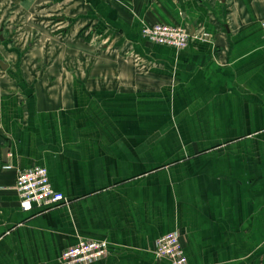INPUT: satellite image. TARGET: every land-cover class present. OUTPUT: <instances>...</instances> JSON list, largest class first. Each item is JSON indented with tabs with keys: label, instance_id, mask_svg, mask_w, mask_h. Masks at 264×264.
Wrapping results in <instances>:
<instances>
[{
	"label": "crops",
	"instance_id": "1",
	"mask_svg": "<svg viewBox=\"0 0 264 264\" xmlns=\"http://www.w3.org/2000/svg\"><path fill=\"white\" fill-rule=\"evenodd\" d=\"M37 1L64 26L0 55V264L81 240L108 243L90 264H171L172 231L188 264H264V0ZM156 23L188 46L148 41ZM35 166L66 200L24 211Z\"/></svg>",
	"mask_w": 264,
	"mask_h": 264
},
{
	"label": "built area",
	"instance_id": "2",
	"mask_svg": "<svg viewBox=\"0 0 264 264\" xmlns=\"http://www.w3.org/2000/svg\"><path fill=\"white\" fill-rule=\"evenodd\" d=\"M264 31V20L262 21ZM142 35L150 42L184 49L191 35L186 27L166 23L145 24ZM16 189L20 197L22 210L31 211L34 205L39 207L55 205L66 200L65 195L53 188L48 169L35 166L21 171L17 177ZM156 256L167 259L171 264H188L187 256L180 240V233L172 231L156 241ZM108 254V243L104 240H81L75 246L66 249L60 257L61 264H90Z\"/></svg>",
	"mask_w": 264,
	"mask_h": 264
},
{
	"label": "rangeland",
	"instance_id": "3",
	"mask_svg": "<svg viewBox=\"0 0 264 264\" xmlns=\"http://www.w3.org/2000/svg\"><path fill=\"white\" fill-rule=\"evenodd\" d=\"M38 2L40 1L32 0L30 2H24L25 4H11L0 1V55L3 54V56H6L7 52L11 50H25L26 47L32 43L36 44L40 49V47H42V39L44 36H46L45 39H47L48 35V31L44 26L46 23H52L53 30L57 29L58 25L64 26V22L60 24L57 20L59 17L62 18V14H42L39 17L40 20H36L35 14L32 15L31 13H33V8L36 9L39 6L41 7ZM41 21H44V23H41ZM81 21L82 23H91L85 31L84 36L92 34L91 38H93V21L91 22L87 17L86 20ZM69 25L70 23H66V26ZM49 32L52 34L51 31ZM3 43H5L6 46ZM5 47L7 48V52H5Z\"/></svg>",
	"mask_w": 264,
	"mask_h": 264
},
{
	"label": "water",
	"instance_id": "4",
	"mask_svg": "<svg viewBox=\"0 0 264 264\" xmlns=\"http://www.w3.org/2000/svg\"><path fill=\"white\" fill-rule=\"evenodd\" d=\"M193 35V34H192ZM3 64V63H2Z\"/></svg>",
	"mask_w": 264,
	"mask_h": 264
}]
</instances>
